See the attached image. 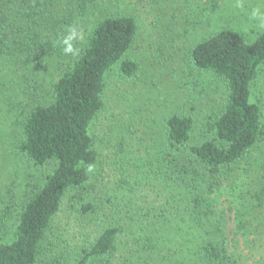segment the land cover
<instances>
[{"label":"trees","instance_id":"obj_1","mask_svg":"<svg viewBox=\"0 0 264 264\" xmlns=\"http://www.w3.org/2000/svg\"><path fill=\"white\" fill-rule=\"evenodd\" d=\"M71 1L78 13L86 10L87 0ZM50 13L46 1L0 0V63L8 59L22 72L20 76L27 89L22 92L26 101L14 111L17 115L14 121L20 118L22 121L20 131L11 137L13 149L32 166L50 170L22 207L12 239L7 242L0 239V264L41 261L43 241L63 200L71 193L80 197L94 176L98 153L90 130L104 108L108 80L116 74L123 82H137L140 75L139 62L130 53L138 23L132 15L110 14L94 23L84 43L75 44L79 45V56H60L59 64L64 67L51 84L48 99H36L37 78L48 72L55 51L58 52L55 44H61L55 39L62 36L55 32L57 29L44 31L50 27ZM253 31L255 35L250 39L245 33L226 27L190 46L193 67L212 77L216 87L222 86L221 102L206 115L200 140L193 138L195 118L181 110H171L156 130L153 125L146 127L152 136L150 150H154L149 154V159L152 158L149 168L162 193L169 192L166 197L170 196L171 202L169 208L154 213L148 228L139 226L143 222H134L141 232L139 239L151 240L152 247L167 242L168 232L175 227L181 231L187 229L189 236L182 244H188L191 230L204 222L203 212L207 214L212 208L206 195L219 192L229 173L264 140V113L254 91L264 65V27ZM117 160L121 166L120 171L114 170L115 179H119L118 185L110 188L112 193L119 180L129 183L126 169L133 168L123 158ZM248 187L246 194L256 203L244 199L253 207L247 208V213H240L244 219L251 217L254 210H264V185L256 189ZM229 188L236 190L234 184ZM99 189L104 193L110 190L102 183ZM107 199L112 202L110 195ZM91 201L89 198L81 212L96 213L97 205ZM255 220L256 216L242 224ZM123 231L125 228L111 223L94 237L89 234L76 264H112L117 239ZM213 233L214 238L202 242L193 254L194 264H220L224 260L221 233L217 230Z\"/></svg>","mask_w":264,"mask_h":264},{"label":"rangeland","instance_id":"obj_2","mask_svg":"<svg viewBox=\"0 0 264 264\" xmlns=\"http://www.w3.org/2000/svg\"><path fill=\"white\" fill-rule=\"evenodd\" d=\"M40 1H46L51 11L50 27L44 31L57 29L55 32L62 36L55 39L61 42L67 29L75 26L78 37L74 45L84 43L94 23L107 15H132L139 29L130 53L139 62L140 81L123 82L116 74L108 80L104 108L90 130L98 153L94 176L80 197L71 193L63 200L43 241L38 264H76L89 234L94 237L111 223L125 228L117 239L112 264H194L193 254L202 242L214 238L215 230L221 233L220 241L225 249L220 264H264V210H254L245 219L256 216V220L245 226L240 215L253 208L244 199L256 203L246 194L248 186L256 189L264 185V140L229 173L219 192L206 195L212 208L207 214L203 212L204 222L191 230L188 244H182L189 236L186 228L181 231L175 227L167 234L169 240L155 247L151 240L138 237L139 226L148 228L156 211L171 206L170 196L166 197L169 192L162 193L149 168L152 163L149 154L154 150H150L152 136L146 127L153 125L156 130L166 114L181 110L195 118L193 138L201 139L206 115L221 102L222 86L216 87L212 77L193 67L190 46L226 27L252 39L253 30L261 26L251 18V12L253 9L264 12V0H87L86 10L81 14L71 0ZM55 47L58 52L55 51L48 72L37 78L36 99H48L49 88L64 67L59 64L63 45L55 44ZM20 73L8 59L0 63V239L5 242L14 235L22 207L50 171L32 166L13 149L11 137L20 131L22 121V118L14 121V111L27 99L25 95L22 98V92L27 89ZM254 91L264 113V65ZM121 158L133 164V168L126 169L129 183L119 180L112 193L110 188L118 185L114 170L120 171L117 159ZM100 183L110 189L108 193L99 189ZM233 184L237 191L229 188ZM109 195L111 203L107 199ZM89 198L97 205L94 214L81 212ZM134 222L143 223L137 226ZM195 257L199 258L197 254Z\"/></svg>","mask_w":264,"mask_h":264},{"label":"clouds","instance_id":"obj_3","mask_svg":"<svg viewBox=\"0 0 264 264\" xmlns=\"http://www.w3.org/2000/svg\"><path fill=\"white\" fill-rule=\"evenodd\" d=\"M251 18L258 21L260 26L264 27V12H261L259 9H253L251 12ZM77 37L78 29L75 26L69 27L67 29V35L63 36L61 40L64 54H71L73 57L79 56L80 49L73 43Z\"/></svg>","mask_w":264,"mask_h":264}]
</instances>
